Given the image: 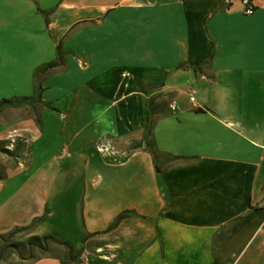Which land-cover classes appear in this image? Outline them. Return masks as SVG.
I'll list each match as a JSON object with an SVG mask.
<instances>
[{
	"label": "crops",
	"instance_id": "0c3cea01",
	"mask_svg": "<svg viewBox=\"0 0 264 264\" xmlns=\"http://www.w3.org/2000/svg\"><path fill=\"white\" fill-rule=\"evenodd\" d=\"M251 7L0 0V100L30 97L63 53L42 105L0 107V234L16 214L37 219L20 242L72 251L30 264H264V0Z\"/></svg>",
	"mask_w": 264,
	"mask_h": 264
},
{
	"label": "trees",
	"instance_id": "16d2710c",
	"mask_svg": "<svg viewBox=\"0 0 264 264\" xmlns=\"http://www.w3.org/2000/svg\"><path fill=\"white\" fill-rule=\"evenodd\" d=\"M36 11L42 17H44L46 14V12H42L39 10H36ZM54 53H55V59L53 60V62L44 64V65L36 68L33 71V73H32V95L30 97H13L10 99H1L0 100V107H12V108H14V107H19V106L42 105L39 101V93L41 92L39 82H40L43 74H45L47 71H49L50 69H53V68L60 67L62 65L63 53L60 50V43L59 42L55 43ZM179 67H181V66H179ZM149 126H150V124L145 126L144 136H143V140H144L143 144H144V147H145L147 153L151 156V158L154 162L155 155H156L155 151L147 142V138L149 135ZM171 159L174 160L177 158H171ZM126 215H128V212L119 213L114 218V220L111 222V224L108 226L107 229L112 228L114 225H116L118 223V221L122 217H124ZM36 220L37 219L33 220V222ZM10 235H12V233H9L7 235V237H9ZM49 244L59 245L60 247L65 249L67 251V253L72 252L67 243L58 240L57 238H55L52 235H44L41 237H33V236L28 237L23 242H15V243L8 244V245L6 244L5 246L3 245L2 248L3 249L11 248L20 261H24L25 264H29V263H32L35 259H37V256L43 255L47 251V246ZM33 251H37V253H38L37 256L36 255L33 256V253H32Z\"/></svg>",
	"mask_w": 264,
	"mask_h": 264
},
{
	"label": "rangeland",
	"instance_id": "374dc122",
	"mask_svg": "<svg viewBox=\"0 0 264 264\" xmlns=\"http://www.w3.org/2000/svg\"><path fill=\"white\" fill-rule=\"evenodd\" d=\"M9 141H10V143L13 141V136H11L9 138ZM3 220H4V216H1L0 221H3ZM8 220H9V222L14 223V224L11 227L9 226L8 228H6L7 227L6 226L7 225L6 223H7ZM8 220L6 221V223H4V224H6L3 227V229H4L3 231L4 232L0 234V264H3L5 262L13 261L14 259H16V261L19 260L11 248H5V249H3L2 246L3 245L5 246L6 244L7 245L8 244H12V243H15V242H20L21 241V238L25 235V233L33 225V223H32L33 220H32L26 226H16V224L20 220L18 218V215H16V214L12 215ZM1 225L3 226V222H2ZM9 233H12V235H10L9 237H7V235ZM32 253H33V256L36 255V254H38L37 251H33Z\"/></svg>",
	"mask_w": 264,
	"mask_h": 264
},
{
	"label": "built area",
	"instance_id": "2783aa9c",
	"mask_svg": "<svg viewBox=\"0 0 264 264\" xmlns=\"http://www.w3.org/2000/svg\"><path fill=\"white\" fill-rule=\"evenodd\" d=\"M251 1L252 0H238L239 4L242 6V13L244 15H249L252 12ZM185 92L189 95L188 101L192 102L191 91L189 89H185ZM168 109L169 110L173 109L172 103L168 105ZM95 151L99 154H113L114 153L111 146L107 142L96 144Z\"/></svg>",
	"mask_w": 264,
	"mask_h": 264
}]
</instances>
